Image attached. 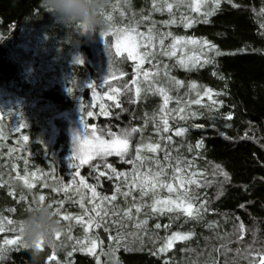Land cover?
Listing matches in <instances>:
<instances>
[{
    "label": "trees",
    "instance_id": "1",
    "mask_svg": "<svg viewBox=\"0 0 264 264\" xmlns=\"http://www.w3.org/2000/svg\"><path fill=\"white\" fill-rule=\"evenodd\" d=\"M262 13L264 0H220L219 7L215 0H109L100 13L103 28L87 36L79 26L61 25L40 0H0V248H6L0 264H33L20 227L41 203L40 195L56 211L61 235L41 244L38 264H264ZM132 28L142 62L128 56ZM176 37L182 40L176 54L165 55ZM187 39L201 43H183ZM205 40L214 49L204 47ZM196 57L199 63L192 67ZM160 88L170 97L163 112ZM196 99L201 103H193ZM162 117L169 121L167 133L160 131ZM72 120L107 139L109 133L139 129L131 137L130 156L149 143L162 147L156 153L144 147L143 168L109 156L74 169L79 163L72 154ZM177 129L184 134L176 136ZM158 162L164 168L160 181L178 189L183 184L180 191L199 209V219L151 211L156 199H175L179 192L157 187L141 195L122 180L99 177L100 171L109 173L110 163L128 173L131 183L134 170L155 173ZM81 179L96 188L97 197ZM64 214L82 222L63 220ZM90 218L99 226L87 228ZM175 233L192 236L160 252ZM18 236L27 247L4 245ZM93 241L95 255L87 252Z\"/></svg>",
    "mask_w": 264,
    "mask_h": 264
},
{
    "label": "snow or ice",
    "instance_id": "2",
    "mask_svg": "<svg viewBox=\"0 0 264 264\" xmlns=\"http://www.w3.org/2000/svg\"><path fill=\"white\" fill-rule=\"evenodd\" d=\"M217 7H219V2L220 0H215ZM167 8L169 11H171L172 9V4H167ZM198 10V8H197ZM264 14V13H262ZM109 19H111V17H109ZM174 22V21H172ZM207 22V21H205ZM186 26H191V21H189ZM151 29H149V33H151ZM127 36L126 39L128 41V56L129 58H133L135 59L137 56H139L141 62L143 61V59L145 58V56L139 52L136 51L137 48L141 47V45L139 44L138 40L136 39V36L134 35L135 33V29H128L127 30ZM151 38V36H150ZM182 43L181 38L176 37L174 38V43L171 46V50L169 52L164 53L165 55H170V56H174L176 54L175 49H176V45H179ZM183 43L185 44H200L201 41L195 40V39H187L184 40ZM204 47L208 48L209 50L214 49V45H211L208 41H203L202 42ZM160 44L163 46L164 44V40L163 38L160 39ZM145 47H147V44L145 45ZM117 53L119 54V48L117 49ZM219 54V53H217ZM200 58L196 57L193 61H192V67H195L197 63H199ZM80 62V61H78ZM210 61L205 59L204 63H209ZM179 63L182 67L188 68V65L185 63V61L183 59L179 60ZM139 67V65H138ZM145 77L148 76V73H144ZM177 85L179 86H183L182 83L180 81H176L175 82ZM90 88H95V85H89ZM191 88L195 89L197 87L196 84H192L190 86ZM113 91L118 92V89H113ZM137 92V96H139L140 94V89L137 88L136 90ZM158 92L160 95L163 96V103H164V108L161 109V111H165V109L167 108V105L169 103V99L170 97L165 93V90L163 88L158 89ZM211 92V90H206L204 95H208ZM209 98L211 99V97L209 96ZM109 99H113V97H109ZM193 103L195 104H200L201 103V99H196L195 101H193ZM213 103H216V101H213ZM116 107H120V104L117 103ZM179 111L182 113L184 111L183 108L179 109ZM89 116L92 115L91 112L88 113ZM181 119H183L184 117L181 116ZM232 117L229 115L227 117V119H231ZM163 120V127L162 129H160V131L167 133L170 131L169 129V121L168 119H164L162 117ZM86 129V135L83 138H78L77 141H80V146L76 149L77 154L74 155L73 159H78L79 160V165L73 163V168L76 169L81 165L87 164L89 163V161L97 158V157H108V156H112L115 155L117 157L120 158L122 163H132V164H136L137 162H140V167L143 168V157L141 156V151L144 149V147H146L147 151L151 152V153H156L158 150L161 149L162 145L159 143L156 144H152L149 143L146 146H141V147H137L134 150L133 155H129L130 154V149H131V137L133 135V133H136L139 131V129L137 128H132V129H126L124 130L121 134L119 135H113L112 133H109L110 136H112L111 140H105V139H101L100 136H95V133H92L93 136H95L94 141L92 142H88V136H87V127H85ZM184 129H177L175 130V135L176 136H181L184 134ZM163 138V137H162ZM28 137L25 136L24 140H27ZM166 139H168L169 141H171L172 137L168 136L166 137ZM87 144V149L85 150L83 147V144ZM202 146V142L198 143L196 145V147H201ZM125 157H128V159H125ZM168 153L167 151H165V159H168ZM94 168H99V165H93ZM105 167L109 170V173H106L104 171H100L99 172V177H104L106 174L109 176L110 179H116V180H122L128 187L129 191H131L134 188H138L141 192V195H148L149 191H154L157 187H164L167 189V191L169 193H174V192H179V195L173 199L171 197L169 198H165V199H156L154 201V203L150 206L151 211L153 213H163V212H173V211H179L183 214H185L186 216H188L191 219H199L200 218V212L199 209H195V206L189 202V197L187 196V194L185 192L180 191V189L184 188V185L181 184L180 188L178 189L177 187L174 186V184L172 183H163L160 181V176H162L164 174V168L163 165H160L158 162V168L157 171L155 173H153L151 171V169L148 170L147 173L142 174L139 171L134 170L131 176V183H128L129 181V176L128 173L124 172H118L116 168H114L112 166V164L110 163H106ZM175 171L177 173H179L181 171V169L179 167H177L175 169ZM76 175L79 176L80 173L77 171ZM25 183L27 184V181H25ZM79 183L81 185H83L84 187L88 188L93 197H97V192H96V188L92 187L91 185H88L85 183V181L83 179H81L79 181ZM192 183H196V181H192ZM28 187H32L33 185L31 184H27ZM55 191H59V189H54ZM116 191L119 193L121 192V187L120 185H117ZM124 196L129 195V192H123ZM183 197V198H181ZM46 197L44 195H40L38 197L39 202L43 203L45 201ZM104 199H108L107 197H105ZM111 200H116L117 197L115 195H113L111 198ZM83 206V205H82ZM61 207H63V204L61 203ZM96 207L94 206L92 211H95ZM136 211L139 212L140 208L137 207ZM131 212V209H129L128 212L125 213V215H129ZM100 213L97 212V216H99ZM106 215V213H105ZM63 220H72V219H76L77 222H82V217H71L67 214L62 215L61 217ZM9 224L13 223L11 220L8 221ZM146 223V221H145ZM93 226H99V224L92 220L91 218L89 219L88 223H87V228H92ZM161 225L157 224L156 228H160ZM244 226L243 224L240 225V229L243 230ZM0 231H3V228L0 227ZM14 231V230H13ZM20 232L22 233V226L20 227ZM60 233H56L55 237L56 239L60 238ZM192 236L191 233L189 234H181V233H175L173 234L170 238H168L165 247H162L161 249H159L160 252L165 251L166 249H170L173 245L174 242L179 241V240H187L190 239ZM22 236H18L16 239L13 240H6L4 241V245H17L19 244L22 247H27V245H24L22 243ZM113 240L116 241V243H119V234L116 237H113ZM95 248H96V242L93 241L91 243V247L87 249V252L89 254L95 255ZM6 251V248H0V258H3V255ZM52 259H55V257L53 256ZM262 259H264V257H262ZM253 264H258V262H253Z\"/></svg>",
    "mask_w": 264,
    "mask_h": 264
},
{
    "label": "clouds",
    "instance_id": "3",
    "mask_svg": "<svg viewBox=\"0 0 264 264\" xmlns=\"http://www.w3.org/2000/svg\"><path fill=\"white\" fill-rule=\"evenodd\" d=\"M109 0H40V6L61 25L71 30L79 26L81 35L91 36L104 26L101 10ZM22 234L30 245L33 264H38L41 244H50L61 231L60 221L52 205L37 203L22 222Z\"/></svg>",
    "mask_w": 264,
    "mask_h": 264
},
{
    "label": "rangeland",
    "instance_id": "4",
    "mask_svg": "<svg viewBox=\"0 0 264 264\" xmlns=\"http://www.w3.org/2000/svg\"><path fill=\"white\" fill-rule=\"evenodd\" d=\"M2 97V93L0 91V98ZM71 131H70V139L73 142V157L74 155L77 154L76 149L80 146V141H77L78 138H83L86 135V129L85 127H87V136H88V142H92L95 139V136H100L94 127L92 126H86L84 125L82 122H78L77 120H72L71 121ZM92 133H95V136L92 135ZM101 139H105V140H111V138H104L102 136H100ZM84 149H87V144H83ZM115 156V155H112ZM109 157V156H108ZM79 163V160L76 159Z\"/></svg>",
    "mask_w": 264,
    "mask_h": 264
}]
</instances>
